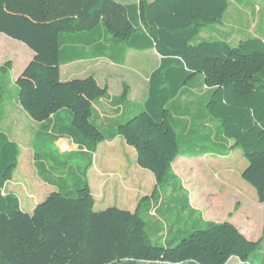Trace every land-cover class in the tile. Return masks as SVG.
<instances>
[{
	"label": "trees",
	"instance_id": "1",
	"mask_svg": "<svg viewBox=\"0 0 264 264\" xmlns=\"http://www.w3.org/2000/svg\"><path fill=\"white\" fill-rule=\"evenodd\" d=\"M228 3L0 0V35L33 53L14 82L18 106L37 123L66 112L68 123L51 130L52 139L67 138L85 150L70 159L74 167L58 177L57 190L27 214L16 197L2 192L17 168L19 149L0 132V264H226L230 258L248 263L259 242L247 240L231 223H210L171 243L156 242L144 199L134 212L116 207L95 212L87 181L97 146L119 137L135 152L137 166L154 177L157 187L162 185L179 153L176 117L167 105L205 88L206 113L218 123L215 137L241 151L247 163L241 178L264 203V42L254 36L235 47L221 40L192 44L204 27L222 24ZM87 34L89 39H82ZM103 35L120 46L122 60L126 51L159 56L141 109L109 137L91 120L92 108L107 97V88L92 76L59 79V68L68 60L62 58L67 45L90 46L97 40L96 55L110 61L114 52ZM10 69L11 63L5 62L0 73L6 76ZM122 87L118 99L125 102L128 88ZM209 153L199 146L190 154ZM37 171L48 183L47 170L39 166Z\"/></svg>",
	"mask_w": 264,
	"mask_h": 264
},
{
	"label": "rangeland",
	"instance_id": "2",
	"mask_svg": "<svg viewBox=\"0 0 264 264\" xmlns=\"http://www.w3.org/2000/svg\"><path fill=\"white\" fill-rule=\"evenodd\" d=\"M254 36L260 37L264 42V0H241L238 3L229 0L222 24L204 27L192 44L221 40L235 47L240 41ZM18 54L19 52H16V55ZM151 54V51L142 53L129 51L122 67L110 65L112 68L110 71L115 69V73L109 74L107 78L104 76L108 68L101 66L99 70L100 64H103L101 59L62 66L60 81L91 75L100 85L108 86V93L115 95L119 90L117 86L121 85L120 79L130 85L132 78L141 80L146 73L152 71L154 62L148 59ZM139 57H144L141 67L136 63ZM12 60V71L0 81L1 96L5 98L15 97L17 91L13 79L20 69L19 59L14 55ZM2 77L0 75V78ZM127 88L133 94V98H137L134 100L141 101L145 98V86L135 89L127 86ZM206 98L207 94H190L167 105L176 117L174 129L179 153L170 166L166 180L159 187L148 171L138 170L134 159L135 153L131 147L125 145L127 149L116 150L121 139L102 145L107 148L100 146L95 159L96 169L93 168L90 172V188L95 200L93 210L101 211L107 207H116L132 212L137 208L141 198L144 199L141 202H148L151 205V197L157 195L160 198L159 207L153 212V216L164 228L163 234L167 233V236L170 233L201 229L210 223L231 221L247 234L252 233L254 237L256 234L258 236L259 228L253 225V222L262 221L260 238L254 241L259 242V247L248 264H264L263 208L255 206V191L241 178V172L247 166L241 151L233 147L232 142L215 137L218 123L206 113ZM3 109L8 112V119L17 118L19 114V111L11 105L4 106ZM199 146H204L210 153L202 156L190 154L198 150ZM109 155L115 157L114 167L106 176L101 193L94 194L97 171L103 169L105 159ZM24 173L29 174L27 170H24ZM30 179L31 177L26 179L25 188L21 191V185L25 180L19 178L15 170L11 181L5 185V191L15 194L24 212H30L33 203L42 202L52 191L50 186L40 183L37 179L32 184ZM38 189L40 193L35 195ZM104 189L109 194L102 193L105 192ZM246 223L256 227V233L249 229ZM228 264L236 263L230 261Z\"/></svg>",
	"mask_w": 264,
	"mask_h": 264
},
{
	"label": "crops",
	"instance_id": "3",
	"mask_svg": "<svg viewBox=\"0 0 264 264\" xmlns=\"http://www.w3.org/2000/svg\"><path fill=\"white\" fill-rule=\"evenodd\" d=\"M87 36H89V34L84 36L82 39H84V40L89 39ZM67 39H69V38H67ZM102 40L107 42V49L114 52L110 56V58H111L110 61L105 59V58H99V56L96 55L95 48L100 47V42L95 40V43L93 42L90 46L89 45H87V46H84V45H67L66 47H64L62 50V58L63 59L67 58L68 60L66 63H63L60 66V68L62 66L71 65V64H75V63H88L90 61H98L101 59L103 61V64L102 65L100 64L99 70H100L101 66H105L108 68V72L107 73L105 72L106 76H104V77L107 78V76L109 74L113 75V73H115L114 72L115 69L110 71V69H112V68H110V65L122 67L125 64V61H126V58H127L129 51L124 52V58L122 60V58L120 56V53H121L120 46H117L113 41H111V40L109 41L108 39L104 38V35L102 36ZM16 52H19V54L16 55ZM151 52H152V54H151L152 56H149L148 59H152V61L154 62V67L152 69V71H153L158 66L159 56L154 51H151ZM13 54L15 56H17V58L19 59L18 65L20 68L19 72L16 75V78L13 79V82H15L17 77L22 73V71L25 69V67L28 65V63L32 60L33 53L29 49H27L24 45H22L21 43L16 42L14 40H11L10 38H8L4 35H0V68L5 62L9 61L11 63V69L6 73V76L13 69V60H12V58L14 56ZM79 54L85 55V56H83V59L72 61V57L79 55ZM143 61H144V57H139V58H137L136 63L139 64L141 67ZM60 68H59V79H60V72H61ZM152 71H150V73ZM150 73L145 74V76L141 79L143 81H141L140 78H139V80L136 78H132L130 85H127L126 82L123 81V79H120L121 85L117 86L119 90L117 91V93L115 95H111L110 93H108V86L107 85H100L97 82L99 86H101V87L105 86L107 88V97L105 99H102V100L95 102V104L92 108L93 113H92L91 120L104 133L105 136L109 137L111 135H114L116 126L118 124L123 123L128 118L129 115H131L132 113H135L136 111L141 109V107H142V105H143V103L147 97L148 77H149ZM0 75H2V74L0 73ZM89 76H91V75H89ZM89 76H86V77H89ZM4 77L5 76L0 78V81L3 80ZM86 77H83V78H86ZM83 78H75V79H83ZM105 78L103 80L104 82H105ZM120 78H121V76H120ZM73 79H69L68 81L73 80ZM123 85L129 86L131 89H135L138 87L145 86V88H146L145 89V98L142 99L141 101L140 100L139 101L134 100L137 98H133V96H132L133 94H131L130 91L128 90V95H127L126 101L125 102L120 101L118 99V97L122 93V90H123L122 86ZM190 94H196V95L207 94V97H208V90L204 88L202 90L200 89V91H191L189 93V95ZM130 96L132 99H130ZM206 102H207V98H206ZM9 105L14 106V108L19 111L17 118L16 117H14L12 119L7 118L8 112H6L3 109V107L9 106ZM3 111H4V113H3ZM68 121H69L68 114L66 112H59L58 114H56L54 116L53 119H50L49 121H47L45 123L34 122L18 106V103L16 100V94H15V97L5 98L3 96H0V132H2L11 142L15 143L19 149V157H18V163H17L16 170H17V174H18L19 178H23V180H25V181H23V183L21 185V188H20L21 191L25 188L26 179L31 177V179L29 181H31L32 184L37 179L40 183L50 186V188L52 189V191L50 193L55 192L57 190L56 187H58V183H60L57 180L58 177H62L67 172V168L72 169V167H74V165L71 163L72 161H70V159L73 158V156L75 154H79V153L85 151V150L79 149L70 139H67V138H59V139H54V140L52 139L53 132H51V130H55V128H57V127L66 125L68 123ZM116 140H120V138L114 137L111 140L107 139V140L101 142L97 146L96 151L93 155L92 165L87 172V181H88V186H89L92 197H93V193H92L91 188H90V185H91L90 184V172L93 168L96 169L95 159H96V154L98 152V148L100 146L107 148L106 146H102V145H105L106 143H113ZM121 143L123 145H121ZM125 145L126 144L122 140H120L116 150H118V148L127 149L125 147ZM120 146H122V147H120ZM116 154H117V152H116ZM53 157H54V161H48V160H52L51 158H53ZM45 159H48V160H45ZM134 159H135V163H136V157L135 156H134ZM114 160H115L114 155H112V156L109 155V157H106V159H105V162L103 164V169L97 171L98 177H97V180L95 181L94 187H93L94 194H98V192L101 193V191H102L101 187L103 188V184H105L104 182H105L106 176L111 171V169L114 167ZM39 166H43L45 171L47 170V172H48L47 177H48L49 182L52 185H50L49 182L47 183V181H45V179L42 178V176L38 173L37 168ZM136 167L138 168V170H140V168L137 166V164H136ZM31 168L33 170H31ZM55 168H58V170H56ZM24 170H27V172H29V174L24 173ZM53 172H54V174H53ZM154 183H155V180H154ZM98 185H99V187H98ZM104 191H105V189H104ZM2 192H3V194H10V195H13L14 197H16L15 194H13V193H7V191H5V186H4ZM37 193H40V189L36 190V192L34 194L37 195ZM102 193H108V191L106 190L105 192H102ZM46 196L44 197V199L46 198ZM145 197L146 196H144V198ZM97 198L99 199V197H97ZM254 198L256 201L255 206L256 207H262L263 208L262 211L264 212V203H262V204L259 203L257 201L256 196ZM159 199H160L159 196L153 195V197H151V199H150L151 205H149L148 202L145 203V206H147V208L150 209L149 213L147 214L146 221L148 223V226L150 227V233L152 234V236H154L153 240H155L156 242L168 244V243H171L172 241H174L176 238L183 235L184 233L192 231V230H188L185 232H176L175 234L170 233L168 236L166 233V235H164L163 234V232H165L164 228L161 226V224L153 216V212H155V210L159 207V205H158ZM93 200H94V198H93ZM38 204L39 203H33L32 209L30 212H24L22 210L21 211L24 213H27V214H31L33 212L34 208L36 207V205H38ZM94 205H95V200H94ZM93 208H94V206H93ZM107 208H110V207H107ZM107 208H105V209H107ZM120 210H124V209H120ZM126 211H128V210H126ZM134 211H135V209L132 212H134ZM95 212H98V211H95ZM129 212H131V211H129ZM224 222H229L235 226V224L232 223L231 221H224ZM252 222H250V223L252 224ZM261 224H262V221L258 222V223L253 222V225H256L257 228H259L258 236L256 234V235H254V237H253L252 233L247 234L240 227H237V226H235V227L238 229V231L247 240L254 242V241H257L258 238H260V234H261L262 227H263V225H261ZM245 225L250 227L249 229H251L254 233H256V229H257L256 227H254L253 225H248L247 223ZM230 261H233L236 264H248V263H241L236 258H230L226 264H228ZM142 264H150V263H142ZM153 264H164V263H153Z\"/></svg>",
	"mask_w": 264,
	"mask_h": 264
}]
</instances>
